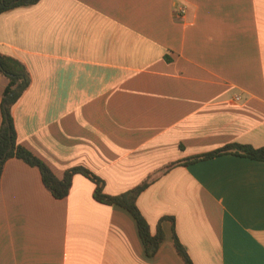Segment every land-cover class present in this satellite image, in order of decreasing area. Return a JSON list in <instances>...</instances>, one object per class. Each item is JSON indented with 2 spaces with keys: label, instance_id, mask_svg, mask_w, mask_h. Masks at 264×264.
<instances>
[{
  "label": "crops",
  "instance_id": "1",
  "mask_svg": "<svg viewBox=\"0 0 264 264\" xmlns=\"http://www.w3.org/2000/svg\"><path fill=\"white\" fill-rule=\"evenodd\" d=\"M0 53L28 84L10 108L16 142L61 177L83 166L115 195L148 176L132 215L93 197L76 173L55 198L37 167L0 175V264H264V162L227 144L264 145V0H39L0 13ZM7 82L0 73V103ZM0 107V122H1ZM163 218V219H162Z\"/></svg>",
  "mask_w": 264,
  "mask_h": 264
},
{
  "label": "trees",
  "instance_id": "2",
  "mask_svg": "<svg viewBox=\"0 0 264 264\" xmlns=\"http://www.w3.org/2000/svg\"><path fill=\"white\" fill-rule=\"evenodd\" d=\"M37 1L39 0H0V13L18 5H31ZM0 73L7 79L0 103L2 115L0 122V175L4 162L8 158L16 157L21 159L25 163L38 168L42 183L55 198H63L67 195L74 174L79 173L85 176L94 183L93 197L96 201L105 204H116L126 209L132 215L146 254L149 256L153 255L163 239V232L158 224L155 233L150 234L148 223L137 207L136 199L139 193L155 176L150 175L133 188L115 195L104 193V181L91 170L80 165L67 168L61 177H57L42 160L16 142L10 108L28 84V73L25 66L16 58L0 53ZM226 153L264 162V145L252 147L246 144L232 143L210 152L168 163L158 170V174L164 173L170 167L177 164L185 165ZM166 218L171 222L173 245L177 254L181 257L184 264H193L185 247L176 236L173 217L167 216Z\"/></svg>",
  "mask_w": 264,
  "mask_h": 264
}]
</instances>
